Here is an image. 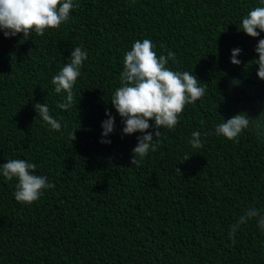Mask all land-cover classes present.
<instances>
[{"label":"trees","instance_id":"obj_1","mask_svg":"<svg viewBox=\"0 0 264 264\" xmlns=\"http://www.w3.org/2000/svg\"><path fill=\"white\" fill-rule=\"evenodd\" d=\"M59 29L5 38L0 31V164L24 159L54 188L31 205L14 198L15 178L0 176V264H264V229L229 228L249 207L264 213V81L255 46L264 39L238 30L259 0H74ZM150 39L157 56L176 53L173 71H189L205 95L185 106L173 130L131 165L141 133L122 136L110 102L120 87L123 57L136 40ZM87 51L74 85L77 104L56 105L52 77L75 47ZM240 48V65L230 63ZM47 104L61 123L50 129L34 110ZM115 117L103 144L101 124ZM245 112L250 127L237 141L216 125ZM149 121V124H153ZM75 140L71 141L70 133ZM147 131L153 132V128ZM202 136L200 149L188 143ZM185 155L189 159L183 160ZM179 169V172L176 171Z\"/></svg>","mask_w":264,"mask_h":264},{"label":"clouds","instance_id":"obj_2","mask_svg":"<svg viewBox=\"0 0 264 264\" xmlns=\"http://www.w3.org/2000/svg\"><path fill=\"white\" fill-rule=\"evenodd\" d=\"M264 5V0H259ZM79 4L74 0H0V31L5 38L15 37L22 33L23 39H29L31 33L43 36L49 29H59L70 19V13L78 8ZM238 30H242L247 36L256 38L264 32V6L254 7L242 18ZM258 59L253 60L258 65L257 77L264 81V39H259L255 46ZM241 49L231 50L230 63L240 65L237 59ZM88 53L82 47H75L70 54L68 62L60 71L52 77L56 94L66 93L63 102L56 106L67 110L77 100H74L73 88L77 79L81 76V67L87 59ZM178 63L176 53L168 51L167 55H159L150 39L136 40L131 50L123 57V71L120 73V87L116 88L110 98V102L116 113L121 117L123 135L141 133L136 137V146L132 149L131 165L139 166L149 152H155L159 145L161 128L173 130L179 123L180 114L188 104H194L200 100L206 91V85L201 86L198 78L189 71H173L168 67V62ZM34 110L51 130L61 131V123L53 118L47 104L35 103ZM108 117L101 124L103 144H110L106 139L115 130V117L106 110ZM153 121V124H149ZM252 123L247 113L240 112L233 115L226 122L218 124L214 128V134L222 136L230 141H237L240 134L248 129ZM153 128V132L147 131ZM258 138L264 136V130L259 122L255 124ZM73 130L70 133L71 141L75 140ZM213 133L193 131L188 143L193 149L203 147L206 137ZM185 155L183 160L189 159ZM37 165L24 159H9L0 164V176L15 184L13 193L17 202L31 205L36 202L46 189L55 185L48 181V177L35 174ZM179 172V169L176 168ZM180 173V172H179ZM251 219H257V226L264 229V213L255 207L247 208L234 224L229 228V239L235 244V235L241 225Z\"/></svg>","mask_w":264,"mask_h":264}]
</instances>
